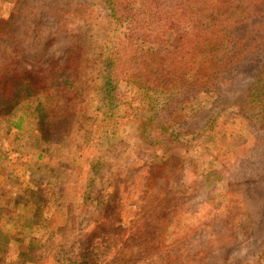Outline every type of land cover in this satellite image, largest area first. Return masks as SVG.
I'll return each mask as SVG.
<instances>
[{"label": "trees", "instance_id": "obj_1", "mask_svg": "<svg viewBox=\"0 0 264 264\" xmlns=\"http://www.w3.org/2000/svg\"><path fill=\"white\" fill-rule=\"evenodd\" d=\"M26 1H1L0 39L20 27ZM68 1L49 0L46 5L59 15L73 5ZM83 5L86 13H92L93 6L100 10L97 17L110 33L99 47L92 42L81 50L73 44L68 49L72 69L67 60L60 64L57 54L45 60V68L32 65L29 69L20 61L22 53L0 57V124L7 127V135L11 133L8 146L21 138L28 125L29 138L38 141L20 163L9 161L4 172L2 165L14 149L0 153V215L6 218L15 204L14 215L20 217L22 229L13 245L24 258H10L8 230L1 229L0 264H43L45 259L49 264H95L104 253L112 255L114 262L131 264L133 250L127 247L134 240L145 249L156 244L154 262L160 256L173 264L172 254L165 256L167 250H161L166 242L162 235L171 226L169 217L179 214L184 197L201 196L203 205L216 208L215 197L228 195L217 191L232 173L223 163L234 154L228 150V158L217 161L215 153L225 152L227 142L246 143L250 135L258 137L264 153V0H92ZM56 18L61 22L60 16ZM85 61L94 64L90 73L101 98L96 119L78 128L86 130L80 144L88 151L87 146L96 145L99 151L90 150L79 181L62 194L64 183H52L51 172L63 167L60 157L56 161L66 146L67 132L87 121L78 114L81 94L77 90L84 75L79 65ZM188 101L197 102L191 114L183 110ZM161 149L163 158L151 160L150 155ZM51 156L53 162H47ZM139 159L149 164L142 212H150L151 204L159 212L153 219L135 221L126 235L127 230L116 225L117 196L106 188L104 177L111 167H117L119 174L123 162ZM249 160L246 166L251 167ZM28 163L33 171L24 173L22 181ZM258 165L263 180L259 190L264 195V158ZM188 174L193 180L186 188L178 187ZM45 183L52 185L50 197L39 190ZM162 187L165 198L170 190L171 202L162 203L161 196L153 201ZM167 205L171 206L168 218ZM193 207L185 212H193ZM46 209L56 213L50 231L43 227ZM216 209L226 211L227 206ZM249 217L240 224L226 217V231L231 236L246 232L249 222H254ZM255 223L257 243L228 264H264V213ZM219 250L222 257L228 255ZM210 254H200L201 264L218 261Z\"/></svg>", "mask_w": 264, "mask_h": 264}, {"label": "rangeland", "instance_id": "obj_2", "mask_svg": "<svg viewBox=\"0 0 264 264\" xmlns=\"http://www.w3.org/2000/svg\"><path fill=\"white\" fill-rule=\"evenodd\" d=\"M1 1L2 0H0V10L2 5ZM84 1L92 4V0H78L75 1V3L69 0L67 4L69 5L72 3L73 5L64 9L63 13H59V15L56 13L55 9H49V7H47L46 4H48L47 2H49V0L26 1L24 11L21 14L20 27H16L11 34L0 39V57H19L20 55L18 53H22L23 59H20V61L29 69L32 65L45 68V66L48 65L45 60L50 59L49 56H51V54H57L59 56L58 58H60L59 63L61 64L63 62L64 64L67 60L68 68L72 69L74 67V61L70 59L71 56L68 57V49L72 47L73 44L80 45L81 50L86 49L92 42L99 47L102 44L104 45L110 33L101 23V19L97 17L100 10L93 6L92 13H86V9L88 8L83 5ZM29 8L32 9L31 13L28 11ZM57 16L61 17V22H57ZM108 40H110V38ZM51 58L54 59L53 57ZM55 58H57L56 55ZM89 64L90 68L87 69V65ZM79 66L84 75L80 80V87L77 89H80L79 92L81 94V105L79 106L78 114L82 121H87L83 122L80 126L78 124L77 127L73 126V129L67 132L64 137L66 138L68 135V139L64 140L66 146L62 148L61 154L58 155V160L56 161L58 164L60 157V161L63 162V167L60 170L51 172L53 178V180H51L52 183H64L65 190L62 194L72 191V187L79 181V170L84 168V162L87 160L89 154H91L90 150H93V152L99 151L96 145L87 146L90 149L88 151V149L85 148L86 146L81 147L82 144H80L83 142L84 136H86V130L78 128L86 126L88 119H96V106L99 103L101 94L100 91L95 88L96 83L93 82L90 73L93 71L94 64L85 61ZM196 105V101H188L183 105V110L186 114H191L196 109ZM30 128L31 125H28L26 128L27 130L19 134L21 138L15 142L12 141L11 147H9L8 141L6 140L10 137L11 133L7 135V127L1 122L0 136L4 139L3 142L0 140V153L5 149H14V152L9 154L8 159L4 161L1 168L2 172L5 171L9 161L15 164L20 163L23 154L38 144V141L29 138L31 132ZM249 138L250 139L247 140L246 143L241 140L224 143V146L228 149H225L223 153L217 151L214 155L217 161H221L223 158H228L226 155L229 153H226V151L229 150L230 155L231 153L234 154V157L228 159V163L222 162L225 169H231L232 173L228 180L224 181L217 191V193L220 192L221 194L228 192V195L225 197L224 195L215 197L212 203H216L215 205L217 207L219 205V208L227 206L226 211L225 209L217 211V207L215 208V206L211 204L203 205L201 203L203 200L201 196L191 194L188 197H184L182 200V205H179L181 206L179 214L175 218L169 217L171 226L168 230L167 228L164 230L162 236L163 238L165 237L166 242L163 244L161 250H167L165 251V256H167L168 252L172 254L171 261L173 264H201L202 259L200 254L205 251L207 254L211 251L210 256L218 259L217 262H214L213 259L207 258L209 260L208 264H228L231 263L234 257L239 258L244 256L257 243L255 237V229L257 230V226L255 222L260 220L264 213V195H262L259 190V187L263 186V180L259 175L260 172L257 166L260 167L258 164L263 160L264 153L262 143L258 140V137L256 135H250ZM163 150L164 149H161L150 155L151 160L160 161L164 156ZM36 156L37 155H35V158ZM178 156L183 158V152L179 151ZM51 157L52 158L46 157L47 162H53V156ZM247 158L250 159L249 161L253 163V166H246ZM256 161L257 163H255ZM144 162L143 159H139V161L123 162L124 164H119L121 168H124L119 171V174H117V167H111L104 177L106 188L116 193L117 196V206L114 204L115 207H117L114 214V217L117 216L118 218L116 225L126 229V235H129L131 230H133L135 221L140 222L143 217H150L153 219V215L159 212L152 204L150 212H142V207L144 206V192L147 190L149 178V164ZM30 166L32 165H29V163L24 166L22 170V181H25V177L33 171V167ZM24 173L26 176H24ZM256 173L259 176H257ZM51 174L46 173L45 175L49 178ZM17 175L21 176V174ZM191 180H193V176L188 174L182 177L176 185L180 188H186L187 183H190ZM172 186L173 185H171V187ZM163 189L165 188H160L158 192L154 194V197H152L154 202L158 196H161L164 200L162 203L171 202L170 190H168V192L164 190L167 193L165 198L164 194L161 192ZM39 190L43 192L45 197H50L52 185L45 183ZM53 199L54 197L51 196L50 202H52ZM54 204H58V202H54ZM14 206V203L10 205V211H8L11 213L6 214V218L2 219L0 215V230H8L5 238L7 239L9 237V245L13 250L10 258H20L23 260L24 258H22L21 254H17L19 253L17 252V245H13V240L18 238V231L22 229L20 217L14 215ZM190 206H194L193 212L191 211L187 214L185 210L190 208ZM170 208L171 206L167 205L164 214L167 215ZM55 214V210H45L42 219L43 227L46 231H50V227L55 224ZM247 215L254 221L253 223L249 222V230L244 233L235 232V235L231 236V233L226 231L227 225H225V218L231 217L232 220L240 224L243 221H247L245 218ZM166 217L168 218V215ZM143 225L146 227L148 224L144 223ZM149 229L151 231L152 227ZM191 230L193 231L190 232ZM25 232L28 233V231ZM27 236L25 238H28ZM146 239L152 241L150 235H147ZM154 245V247L152 246L145 249L144 244L142 246L138 240H134L128 244L127 249L133 250L129 255L131 264H167V259H161L160 256L157 261L154 262L155 255L153 254L156 244ZM208 248L210 249L209 252ZM220 248L226 250L228 255L222 257V252L219 250ZM98 259L99 260H97L95 264H127L121 261L114 262L112 260L113 256L108 253H104ZM4 264H11V262L9 261ZM43 264H49V260L45 259Z\"/></svg>", "mask_w": 264, "mask_h": 264}]
</instances>
